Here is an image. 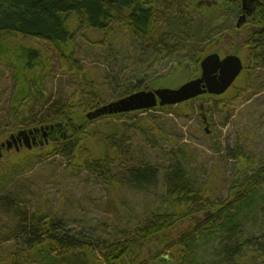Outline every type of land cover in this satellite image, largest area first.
<instances>
[{
    "label": "rangeland",
    "instance_id": "1",
    "mask_svg": "<svg viewBox=\"0 0 264 264\" xmlns=\"http://www.w3.org/2000/svg\"><path fill=\"white\" fill-rule=\"evenodd\" d=\"M192 11L196 17H202V13L198 15L193 8ZM114 25L119 34L105 45L99 44L102 41L99 32L84 29L78 32L74 58L81 59L85 71L74 60L75 66L70 68L61 51L45 41L11 40L43 52L47 65H51L44 80V94L50 103H37L35 111L41 122L17 125L9 109L14 92L11 71L0 62V141L22 128L47 123L43 121L47 120L45 116L51 108L63 105L70 110L67 106H71L70 115L83 109L89 114L94 112L88 106L92 100L100 101L103 106L116 102L122 99L118 85L124 87L129 82L145 85L157 77H166L170 83L168 88L177 89L201 76V62L195 63L196 49L185 48V53L189 52L186 58L193 57V60L177 53L164 60L146 54L141 42L119 24ZM119 37L123 38L122 42ZM213 37L201 45L207 48ZM171 107L168 112L151 111L136 118L122 117L91 125V131L106 126L114 134L115 147L119 148L118 152H112L113 148L105 150L101 138L95 135L94 142L90 143L92 154L102 158L111 154L113 159L102 172L84 170L59 154L41 160L29 158L21 175L7 188H0V264H41L40 258L30 261L21 257L31 256L23 238L15 235L20 218L25 217L21 213L32 217L42 212L43 217L60 223L62 234L80 236L98 252L112 241L132 237L136 227L148 222L153 213L168 207L164 175L173 155L185 160L195 190L205 198L203 206L227 199L234 180L252 175L264 165V68L252 75L244 72L223 96L210 100L200 98L180 110ZM203 114L206 124L201 120ZM54 147L55 142H51L42 148L7 152L0 169L7 173L16 162L36 155L41 149L45 155ZM132 166L158 168L156 186L139 190L126 184V172ZM9 199L14 201L11 203L17 210L7 209ZM196 220L200 221V216ZM190 226V221L180 222L170 234L171 239ZM248 230L257 237L264 252V201L251 217ZM262 260L258 258L256 263L263 264Z\"/></svg>",
    "mask_w": 264,
    "mask_h": 264
},
{
    "label": "trees",
    "instance_id": "2",
    "mask_svg": "<svg viewBox=\"0 0 264 264\" xmlns=\"http://www.w3.org/2000/svg\"><path fill=\"white\" fill-rule=\"evenodd\" d=\"M196 1L0 0V62L11 71L14 92L9 109L15 123L27 125L30 121L41 122L35 109L39 102L50 103L44 94V80L51 65H47L41 50L11 40L45 41L61 51L70 68H74V60L80 70L85 71L81 59L74 58V41L80 29L101 33L102 41L99 44L105 45L111 37L113 40L118 36L114 24H119L121 29L143 44L146 54L165 60L177 53L186 60H193V57L186 58L189 52L185 53V48L196 49L198 55L195 63L198 64L217 48V42H223L225 30L234 27L229 25L230 19L224 17L227 11L225 3L212 8L204 6L201 7L204 11H201ZM192 8L202 13V17H196ZM259 13L264 20V7ZM211 37L213 40L208 49L203 47V43ZM169 84L168 78L157 77L145 85L132 82L124 87L118 85L117 90L120 91L119 98H125L142 89L168 88ZM89 94H92V90ZM200 98L210 100L216 96ZM196 100L176 107L180 110ZM90 102L88 106L93 111L103 106L100 101ZM67 107L72 109L71 106ZM54 109H49L50 114L47 113V120L43 121L47 123L42 125H57L59 121L66 138L60 135V141L55 142L50 152L44 155L45 150L41 149L36 155L16 162L7 173L0 169L1 189L10 186L21 175L31 157L41 160L45 156L59 154L84 170L102 172L113 163V159H110L111 154L106 155L109 158L92 154L90 147L93 145L90 143L94 142L95 135L101 138L100 143L105 150L113 148L112 152H118L119 148L115 147L114 134L106 126L101 125L91 131V125L122 117L136 118L151 111L168 112L172 107L104 116L93 121L88 119L85 109L74 115H70V110L63 105ZM165 170L168 207L153 213L148 222L136 227L132 237L112 241L99 248L98 252L96 247L85 243L80 236L62 234L59 231L62 230L60 223L43 217L42 212L32 217L21 213L25 217L20 218L15 235L23 238L24 246L31 252V256L23 254L21 257L30 261L35 257L40 258L38 262L41 264H259L256 263L257 259L264 258V252L257 237L248 230V224L263 205L264 165L256 168L252 175L234 180L228 198L209 202L208 206H203L205 198L195 190L184 159L173 155ZM159 174L156 167L132 166L126 172V184L146 190L156 186ZM8 202L7 209L17 210L11 203L14 201L9 199ZM198 216L200 221L196 220ZM182 221H190L191 226L171 239L170 234Z\"/></svg>",
    "mask_w": 264,
    "mask_h": 264
},
{
    "label": "flooded vegetation",
    "instance_id": "3",
    "mask_svg": "<svg viewBox=\"0 0 264 264\" xmlns=\"http://www.w3.org/2000/svg\"><path fill=\"white\" fill-rule=\"evenodd\" d=\"M222 3L226 4L227 9L224 17L232 18L229 25L234 29L225 30L223 42H217V48L209 55L218 54L221 59L228 56L238 57L244 65L240 77L244 72L251 74L256 70L263 69L264 20L259 12L264 7V0H257L255 5L248 2L246 7L244 6L245 0H201L198 6L212 8L222 5ZM249 11L251 13L247 15ZM241 19L243 21L238 26ZM53 126L55 125L34 126L11 133L8 138L0 141V162L5 158L7 152L19 153L25 149L42 148L51 142H59L61 131ZM12 138L14 139L11 140Z\"/></svg>",
    "mask_w": 264,
    "mask_h": 264
},
{
    "label": "water",
    "instance_id": "4",
    "mask_svg": "<svg viewBox=\"0 0 264 264\" xmlns=\"http://www.w3.org/2000/svg\"><path fill=\"white\" fill-rule=\"evenodd\" d=\"M256 1L257 0H245L244 6L246 7L248 2L255 5ZM250 13L251 11L247 12V15ZM242 21L241 19L238 26H240ZM200 68L201 76L199 78L191 80L177 89L160 88L150 91H139L116 102L105 105L89 113L87 117L92 121L104 116L128 114L152 110L158 107L178 106L207 95L220 97L232 88L243 72L244 65H242L241 60L236 56H228L221 59L218 54H211L202 60ZM202 120L205 124L207 123V118L204 114ZM53 128L59 129V131H61V137L63 139L66 138V133L61 124H57L53 126ZM13 139L14 138L11 140ZM31 147L32 146L29 148Z\"/></svg>",
    "mask_w": 264,
    "mask_h": 264
}]
</instances>
